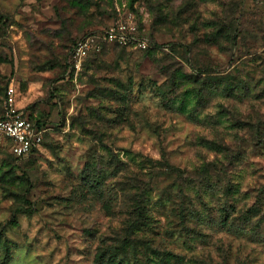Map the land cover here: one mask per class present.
I'll use <instances>...</instances> for the list:
<instances>
[{
    "label": "rangeland",
    "instance_id": "obj_1",
    "mask_svg": "<svg viewBox=\"0 0 264 264\" xmlns=\"http://www.w3.org/2000/svg\"><path fill=\"white\" fill-rule=\"evenodd\" d=\"M0 264H264V0H0Z\"/></svg>",
    "mask_w": 264,
    "mask_h": 264
},
{
    "label": "built area",
    "instance_id": "obj_2",
    "mask_svg": "<svg viewBox=\"0 0 264 264\" xmlns=\"http://www.w3.org/2000/svg\"><path fill=\"white\" fill-rule=\"evenodd\" d=\"M15 86L8 87L4 112L0 118V147L19 159L29 157L40 149L47 128L38 125L30 114L17 108Z\"/></svg>",
    "mask_w": 264,
    "mask_h": 264
},
{
    "label": "trees",
    "instance_id": "obj_3",
    "mask_svg": "<svg viewBox=\"0 0 264 264\" xmlns=\"http://www.w3.org/2000/svg\"><path fill=\"white\" fill-rule=\"evenodd\" d=\"M1 117H2V116H1ZM1 117H0V118H1ZM30 117H31V118H32L34 121H36L38 125H42V124H41V122H40V121H38V120H35V119L32 117V115H31V114H30ZM43 126H44V125H43ZM43 142H44V141H43ZM8 152H9V151H8ZM11 155H12V154H11Z\"/></svg>",
    "mask_w": 264,
    "mask_h": 264
}]
</instances>
